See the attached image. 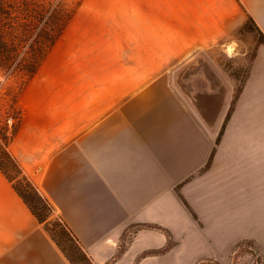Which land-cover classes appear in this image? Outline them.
Instances as JSON below:
<instances>
[{"label": "crops", "instance_id": "obj_1", "mask_svg": "<svg viewBox=\"0 0 264 264\" xmlns=\"http://www.w3.org/2000/svg\"><path fill=\"white\" fill-rule=\"evenodd\" d=\"M249 16L264 33V0H84L27 83L12 152L93 264L264 248V46L204 170L236 86L206 54L243 57ZM0 264H70L1 170Z\"/></svg>", "mask_w": 264, "mask_h": 264}, {"label": "trees", "instance_id": "obj_2", "mask_svg": "<svg viewBox=\"0 0 264 264\" xmlns=\"http://www.w3.org/2000/svg\"><path fill=\"white\" fill-rule=\"evenodd\" d=\"M83 2L84 0H0V170L70 264L93 262L66 222L55 214L48 198L24 172L11 146L24 115L20 96ZM243 33H254L259 38L258 47L264 46V33L251 16L238 31V34ZM255 56L256 51L242 80L239 81V71H228L236 81L234 98L204 170L212 165L217 146L243 91Z\"/></svg>", "mask_w": 264, "mask_h": 264}, {"label": "rangeland", "instance_id": "obj_3", "mask_svg": "<svg viewBox=\"0 0 264 264\" xmlns=\"http://www.w3.org/2000/svg\"><path fill=\"white\" fill-rule=\"evenodd\" d=\"M238 39L243 52V57H240V59L236 50L233 55L228 54L225 51L226 45L224 44L210 48L207 51L206 57H211L215 64L222 65L227 72L232 70L235 72L239 71L240 81L244 77V72L249 68L252 57L258 47L259 38L254 33H243L238 34ZM186 60L188 58H183L181 63L186 62ZM13 86L16 88L15 85ZM202 264L218 263L206 261L202 262ZM227 264H264V248L257 247L254 242H244L235 250Z\"/></svg>", "mask_w": 264, "mask_h": 264}, {"label": "bare ground", "instance_id": "obj_4", "mask_svg": "<svg viewBox=\"0 0 264 264\" xmlns=\"http://www.w3.org/2000/svg\"><path fill=\"white\" fill-rule=\"evenodd\" d=\"M226 51H227L228 54L233 55L235 53V48L230 46Z\"/></svg>", "mask_w": 264, "mask_h": 264}, {"label": "built area", "instance_id": "obj_5", "mask_svg": "<svg viewBox=\"0 0 264 264\" xmlns=\"http://www.w3.org/2000/svg\"><path fill=\"white\" fill-rule=\"evenodd\" d=\"M198 264H202V262L198 263Z\"/></svg>", "mask_w": 264, "mask_h": 264}]
</instances>
